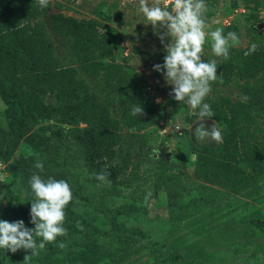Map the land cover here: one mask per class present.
Returning a JSON list of instances; mask_svg holds the SVG:
<instances>
[{"label":"rangeland","instance_id":"obj_1","mask_svg":"<svg viewBox=\"0 0 264 264\" xmlns=\"http://www.w3.org/2000/svg\"><path fill=\"white\" fill-rule=\"evenodd\" d=\"M1 1L4 6L14 2ZM26 1L35 5L39 17L32 24L38 21L45 24L59 63H68L69 47L67 39L53 29L52 16L92 21L98 34L108 37L115 62L144 77L154 99L153 105L161 107L159 118L153 123H146L141 129L123 126L119 130L122 140L113 149L114 165L120 167L121 174L115 182L97 181L85 168L69 169V177L78 176L83 198L73 199L75 208L94 214L98 208L136 206L141 210L132 214L98 216L97 224L107 228L119 223L147 231L164 254H180L195 264H264V28L258 29L260 24L264 25V0H205L206 38L202 57L215 59L217 68L222 70V66L228 68L233 62L231 57L235 52L252 50L257 54V58L252 57L247 62L242 74L238 71L237 76L233 74L224 80L225 74L221 72L220 78L210 82L211 91L204 99V103L219 100L230 115L238 118L236 157L243 163L233 161L232 165L242 171L244 168L245 174H239V184H236L237 176L230 182V171L222 175L219 168L211 166L223 162L214 154L223 140L196 139L194 130L199 109L193 110L184 102L170 99V86L165 85L160 73L152 71L153 65L163 63L166 53L152 26L144 24L139 0H48L44 8L37 0ZM217 28L222 29L225 36L235 32L238 37L235 42L229 41L227 59L213 57L211 52L210 33ZM227 60L231 61L226 63ZM8 69H3L5 74L0 77L11 78L9 86L15 91L13 96L36 99L46 112L58 108L60 99L51 87L35 89L32 84L15 80ZM83 78L92 89L100 88V75ZM249 87L251 92H246ZM5 111L6 105L0 97V125L4 126L7 124ZM38 120L35 130L40 133L47 126L60 125L52 118ZM212 122L222 136V124L209 119V123ZM86 126L79 125L80 128ZM67 145L74 151L73 141H68ZM34 154L36 151L23 141L15 148L10 165ZM206 163L208 167L203 168ZM253 170L257 174L248 176ZM12 176L8 164L0 162V211L6 208L25 211L28 206L25 190L21 184L11 183ZM168 186L172 191H167ZM50 243L37 255L22 250L15 258L16 253L0 249V264H92L66 263L63 254L51 253ZM98 245L101 256L94 264H168L153 258L146 244L134 238H103ZM41 256L49 258L45 261Z\"/></svg>","mask_w":264,"mask_h":264},{"label":"trees","instance_id":"obj_2","mask_svg":"<svg viewBox=\"0 0 264 264\" xmlns=\"http://www.w3.org/2000/svg\"><path fill=\"white\" fill-rule=\"evenodd\" d=\"M1 3L0 0V74H5L3 69L9 68L15 80L24 81L26 85L32 84L35 89L51 87L60 99L57 109L46 112L36 99L13 96L15 91H11L9 86L11 78L5 77L4 80L0 77V97L6 105L7 119L5 126L0 125V162L8 164L13 173L11 183L21 184L28 203L25 211L1 209L0 219L9 222L23 220L26 227L32 228L34 225L29 222L30 202L35 197L29 180L33 174L40 175L45 181L49 178L67 181L73 199L82 200L81 187L76 179L78 176L72 174L69 177V169L85 168L94 179L96 174L103 171L108 174L107 180L115 182L121 174L120 167L114 165L116 155L113 149L122 140L119 130L123 126L141 129L146 123H153L159 118L161 107L153 105L154 99L148 92V83L144 77L115 62L108 37L98 34L94 22L77 21L61 15L52 16L53 29L67 39L69 47L68 63H59L45 24L42 21L32 24L39 17L35 5H30L26 0H14L8 3V6ZM252 57L257 58V54L252 50L235 52L231 57L233 62L228 64V68L227 65L222 66V70L217 68V78H220L221 72L225 74L224 80L233 74L237 76L238 71L242 74ZM229 61L231 60L226 63ZM87 75H100L99 89H92L87 85V80L83 78ZM246 92H251V88ZM207 104L214 113L210 119L223 126V145L214 152L223 162L211 166L219 168L222 175L230 171V182L237 176L236 184H239V174H245L244 168L242 171V168L232 165L233 161L239 165L243 163L236 157L239 145L238 118L235 114L230 115L219 100H210ZM135 106H142L144 115H132ZM44 117L52 118L57 124L69 128L65 129L60 125L47 126V129L40 133L38 129L35 130V125L40 121L38 119ZM81 123L87 126L80 128ZM23 141L37 154L22 157L14 165H10L9 161L15 148ZM68 141L75 144L74 151L68 149ZM38 162L43 164V170L35 167ZM202 167L207 168L208 164ZM253 174L257 173L253 170L247 175ZM166 189L170 192L173 188L168 186ZM140 210L136 206L125 204L114 209L98 208L93 214L77 210L72 200L64 209L63 227L67 234L58 236L50 243L51 253L63 254L66 263L85 261L94 264L95 259L101 256L98 245L100 239L125 236L144 242L150 255L160 263L164 261L168 264H195L193 260L180 254H164L155 246V240L147 231L130 229L119 223L111 224L107 228H101L97 224L98 216L110 218ZM39 239L37 238L38 243ZM61 242L66 246L60 247ZM22 250H18L14 258ZM41 258L47 261L49 257Z\"/></svg>","mask_w":264,"mask_h":264},{"label":"clouds","instance_id":"obj_3","mask_svg":"<svg viewBox=\"0 0 264 264\" xmlns=\"http://www.w3.org/2000/svg\"><path fill=\"white\" fill-rule=\"evenodd\" d=\"M42 8L48 6V0H37ZM139 10L145 18V25H151L154 33L163 45L166 55L163 63L153 65L152 71L163 76L165 85L170 86V99L176 103L184 102L191 109L198 111V121L194 136L198 140L211 138L219 142L221 133L215 123H209L214 115L211 106L204 103L210 93V82L217 79V63L215 59L205 60L202 57L205 44V19L207 11L205 0H139ZM211 52L213 57L228 58L229 41H237L235 32L223 34L217 28L210 33ZM253 50L255 45L252 46ZM246 55L248 53H245ZM132 115H144L142 106H135ZM36 168L43 170V164ZM107 173L96 174L100 182H107ZM29 185L35 199L30 202V223L34 227L25 226L23 220L9 222L0 219V249L16 253L18 250H30V255H37L49 242L58 236H65L63 227L66 206L73 200V193L67 181L49 178L43 180L40 175L33 174ZM39 239V243L37 242ZM66 245L61 242L60 247ZM28 256V255H27ZM25 256V258H27Z\"/></svg>","mask_w":264,"mask_h":264},{"label":"water","instance_id":"obj_4","mask_svg":"<svg viewBox=\"0 0 264 264\" xmlns=\"http://www.w3.org/2000/svg\"><path fill=\"white\" fill-rule=\"evenodd\" d=\"M264 28V25L263 24H260L259 26H258V29H260V30H262Z\"/></svg>","mask_w":264,"mask_h":264}]
</instances>
